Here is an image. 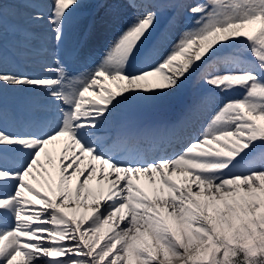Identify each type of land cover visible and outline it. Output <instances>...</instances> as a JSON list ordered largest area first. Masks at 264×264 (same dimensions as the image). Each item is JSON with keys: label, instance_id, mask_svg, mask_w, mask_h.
<instances>
[{"label": "snow or ice", "instance_id": "6c2138e0", "mask_svg": "<svg viewBox=\"0 0 264 264\" xmlns=\"http://www.w3.org/2000/svg\"><path fill=\"white\" fill-rule=\"evenodd\" d=\"M85 3L52 0L45 17L37 0H0V64L10 10L32 9V24L47 19L53 49H60L69 19ZM129 6L137 14L75 80L74 90L66 86L69 75L55 51V66L45 68L49 77L0 72V85L42 91L45 110L56 112L49 122L26 111L16 121L23 130H9L0 89V264H264V0L194 6L131 0ZM169 7L190 8L198 17L171 48L178 18L158 29L161 10ZM20 33L25 42L32 39L28 29ZM138 60L141 66L131 70ZM194 76L206 90L192 100L187 118L221 94L226 99L203 135L175 155L138 149L128 131L111 144L99 135L124 102L142 93L171 96ZM104 81L126 86L113 93ZM90 95L97 99H86ZM61 138L71 155H62L58 185L53 191L49 184L53 195L47 196L30 181L42 154L52 163L46 149ZM214 144L220 146L209 147ZM85 159L100 165L99 175L91 163L82 168ZM177 175L180 183L172 179ZM94 179L97 187H90ZM66 208L79 217L66 215Z\"/></svg>", "mask_w": 264, "mask_h": 264}, {"label": "bare ground", "instance_id": "6f19581e", "mask_svg": "<svg viewBox=\"0 0 264 264\" xmlns=\"http://www.w3.org/2000/svg\"><path fill=\"white\" fill-rule=\"evenodd\" d=\"M127 14L128 11L126 10V8L122 9L120 15H119V19L113 24V29L116 31H121L123 30L127 24L130 22V20L127 18ZM77 28L74 25H71L70 27V31L72 32V37L75 34ZM116 37L113 36V39H115ZM4 44H8L7 42H4ZM195 80V79H194ZM193 80V81H194ZM125 82H123L122 84H116L113 81H104L103 83V87L113 93H116L119 88L125 87ZM150 87H154V85H149ZM193 86V84H190L189 88H191ZM98 87V86H97ZM8 86L7 85H0V89H2L4 91V89H7ZM187 93V91H183V90H179L176 93H174L171 96L168 97H156V98H143V96L145 94H141V99H139V103L141 105H145L146 107H150V109L152 110L153 113H164V112H172V110L174 108H176V104L175 102V97L176 96H181L184 97L185 94ZM107 93H105L106 95ZM226 142H222L221 145H224ZM66 144V138H61L59 141L54 142L53 144L49 145L47 147V152L48 154L52 157V163L51 164H56L58 161H60L62 155H71V152L68 153H64L63 149L65 147ZM47 160V157H45ZM48 161V160H47ZM41 162H43V160H41ZM93 163H95L96 168H97V175H99V169H100V165L96 162V161H92ZM90 161L85 159L84 164L82 165V168H87V166L89 165ZM49 164V163H48ZM59 170V168H58ZM38 175V174H37ZM111 179V177H110ZM182 180V177L178 176L176 178V182L180 183ZM59 182V171L58 172H53V173H47V176L43 178V181L40 184V187L42 189L41 194H45L47 196H52L53 192L48 191V185L51 184L53 191H55L57 185ZM76 183H77V179L74 178L72 180V189H73V195H72V200L74 201L75 199V195H74V190L76 187ZM145 183V182H144ZM90 187H97L96 182H90ZM103 188V190L106 192L107 188H108V184L107 182L101 186ZM58 195V193H56ZM152 195V192H151ZM34 203L37 206H41L38 200L33 199ZM65 212L66 215H77V217H79L80 213H74L72 211L71 208H66L63 210ZM83 211V210H81Z\"/></svg>", "mask_w": 264, "mask_h": 264}, {"label": "rangeland", "instance_id": "374dc122", "mask_svg": "<svg viewBox=\"0 0 264 264\" xmlns=\"http://www.w3.org/2000/svg\"><path fill=\"white\" fill-rule=\"evenodd\" d=\"M179 178V177H178Z\"/></svg>", "mask_w": 264, "mask_h": 264}]
</instances>
